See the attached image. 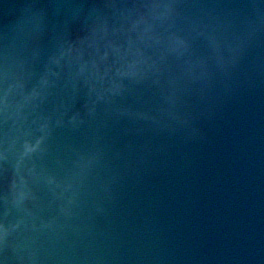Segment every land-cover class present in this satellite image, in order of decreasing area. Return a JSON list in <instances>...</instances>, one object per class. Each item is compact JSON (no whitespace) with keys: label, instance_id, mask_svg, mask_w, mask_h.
I'll use <instances>...</instances> for the list:
<instances>
[{"label":"water","instance_id":"1","mask_svg":"<svg viewBox=\"0 0 264 264\" xmlns=\"http://www.w3.org/2000/svg\"><path fill=\"white\" fill-rule=\"evenodd\" d=\"M0 264H111L85 0H0Z\"/></svg>","mask_w":264,"mask_h":264}]
</instances>
